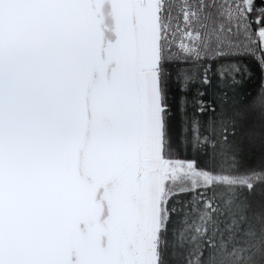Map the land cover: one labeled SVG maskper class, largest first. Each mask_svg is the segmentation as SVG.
<instances>
[{
    "label": "snow or ice",
    "instance_id": "6c2138e0",
    "mask_svg": "<svg viewBox=\"0 0 264 264\" xmlns=\"http://www.w3.org/2000/svg\"><path fill=\"white\" fill-rule=\"evenodd\" d=\"M241 57L264 71V0H0V264H164L177 212L197 245L219 237L212 264H264L234 191L264 173H240V126L224 118ZM166 65L182 92L186 66L203 69L175 142ZM247 105L264 108V91Z\"/></svg>",
    "mask_w": 264,
    "mask_h": 264
},
{
    "label": "trees",
    "instance_id": "16d2710c",
    "mask_svg": "<svg viewBox=\"0 0 264 264\" xmlns=\"http://www.w3.org/2000/svg\"><path fill=\"white\" fill-rule=\"evenodd\" d=\"M238 59L242 61L247 70L236 77L237 84L234 91L229 93L231 99L225 105L227 115L224 118L226 120H234L240 126V133L234 138L236 147L239 148L237 158L240 173H246L249 170L264 173V108H253L247 105V100L250 96L264 91V71L250 57ZM217 63L212 64V69L209 72L213 85L216 82L215 72ZM186 67L191 68V71L187 74L196 82L189 83L188 90L182 92L176 78V66L166 65V73H171V79L168 80L166 88V103L169 109L168 131L174 142L180 131L181 118L184 116V113L187 114V118H191L195 111L192 101L199 87V73L203 71L199 65H189ZM206 91L208 94L205 96V100H213L215 88H209ZM182 102L184 113L180 111ZM217 111H219V108ZM211 115L212 113L206 112L199 119L206 126ZM179 155L184 159H196L200 166H208L211 169L217 170L220 168L219 157L217 160H213L210 151L208 154H205L180 146ZM225 168H227V165H225ZM252 183L253 188L251 190L247 187H237L234 190L235 199L244 205L245 224L252 225L257 237H259L261 234H264V178L256 179ZM214 191L219 194L224 193L226 190L223 186H220L214 189ZM227 198V196H224L220 201L221 204ZM192 199V194L179 195L173 198L169 206L179 209L184 205L190 204ZM182 215L181 212L173 214L169 221L168 229L163 234L160 252L164 264H188L189 259L192 260L193 264H212L213 260L219 261L221 258L219 237H217L215 247L207 243V237H204L199 245H197L191 239V232L185 229L183 234H180V230L185 228L180 223ZM192 218L190 214L188 220L191 221Z\"/></svg>",
    "mask_w": 264,
    "mask_h": 264
}]
</instances>
